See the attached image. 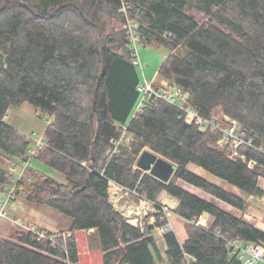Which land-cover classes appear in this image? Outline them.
I'll list each match as a JSON object with an SVG mask.
<instances>
[{
  "label": "trees",
  "instance_id": "obj_1",
  "mask_svg": "<svg viewBox=\"0 0 264 264\" xmlns=\"http://www.w3.org/2000/svg\"><path fill=\"white\" fill-rule=\"evenodd\" d=\"M124 3L143 44L170 51L158 76L182 91L186 106L207 120L238 122L252 142L240 149L246 162L219 146L220 132L188 125L182 110L161 98H149L133 119L143 77L124 30ZM24 104L51 117L36 159L66 183L32 167L20 178L10 173L34 144L6 121L11 107ZM122 126L131 141L110 159ZM146 148L176 166L168 183L137 168ZM191 164L264 198V0H0V192L17 178L16 199L57 209L72 222L67 239L44 230L55 247L25 229L0 236V264H79L75 232L92 229L102 264H159L152 232L169 220L155 215L154 225L149 216L143 227L130 224L111 201L110 183L155 206L163 193L178 200L173 213L182 227L165 234L169 264H244L228 243H264V231L221 209L218 201L244 212L248 202L193 173ZM204 214L207 227L198 224Z\"/></svg>",
  "mask_w": 264,
  "mask_h": 264
},
{
  "label": "rangeland",
  "instance_id": "obj_2",
  "mask_svg": "<svg viewBox=\"0 0 264 264\" xmlns=\"http://www.w3.org/2000/svg\"><path fill=\"white\" fill-rule=\"evenodd\" d=\"M139 59L144 68L143 72L140 68L141 75L143 80L153 83L154 78L157 79L158 84L161 82V78L158 76V71L163 64V62L168 58L170 51L166 48H155L152 46H140L139 48ZM156 87V84H155ZM161 88V87H160ZM6 121L11 126L15 127L19 130L21 134L26 136H33L35 140L32 141L33 148H35L36 140H40L42 138L43 133L45 132L49 121H51V117L47 114L42 113L40 110H36L28 104H24L20 107H11L7 113ZM32 148V149H33ZM152 152L148 148H146L143 152ZM142 154V153H141ZM155 154V153H154ZM157 155V154H156ZM13 162H11L12 164ZM10 164V165H11ZM16 166L17 174L21 171V167ZM30 167L34 168L38 172L46 174L47 176L57 180L60 183H66L65 178L58 171L46 166L43 162L38 159H33L30 163ZM189 170L193 173L211 181L212 183L225 188L228 191L236 192L240 194L243 198L248 202V207L244 212L239 210H232L233 213L241 216L243 219L247 220L252 225L258 227L259 229L264 231V198L256 199L253 197H248L246 194L241 193L238 189L229 185L227 182L213 176L206 170L196 166L189 165ZM146 173V172H145ZM148 174V173H147ZM178 184L185 190L190 193L200 196L207 201H213V197L209 194L205 193L203 190L196 188L192 185L187 184L186 182L179 181ZM259 185L264 189V179L260 180ZM118 187V186H117ZM120 190V189H119ZM117 193L116 195H111V201L113 205L119 207L121 213L127 216L130 211V205L134 203L135 205H140V197L137 198L134 192H128L127 189L117 191L115 188L113 192ZM123 196L121 201L117 203V200L121 197H118L119 194ZM5 194L0 192V201L4 197ZM125 200L126 203H123ZM219 207L226 211L230 210L229 206L223 202H218ZM125 206L123 209L121 207ZM168 207V206H167ZM150 208V206H149ZM7 217L0 218V236L10 238L16 231L26 227H34L38 229L48 230L55 234L59 235L60 232H68L71 229V219L63 214L61 211L49 207L47 205H41L37 203H32L27 201L24 197L17 198L11 205L6 209ZM171 210L170 217L166 218L175 227V230L182 227V222ZM147 217V216H146ZM150 219L152 216H150ZM14 220H18L21 226L17 225ZM209 216L204 215L199 220V225L208 226ZM129 221V219H128ZM133 221V220H132ZM140 221L142 219L140 218ZM145 222V220H144ZM160 230H163L160 228ZM174 231V229L172 228ZM172 231V232H173ZM163 232V231H162ZM75 238L77 241L78 250L80 251L81 259L79 264H102V253L99 249V241H92L91 245L89 244L90 238L87 235V232H75ZM92 246V247H91ZM263 264V263H258Z\"/></svg>",
  "mask_w": 264,
  "mask_h": 264
},
{
  "label": "built area",
  "instance_id": "obj_3",
  "mask_svg": "<svg viewBox=\"0 0 264 264\" xmlns=\"http://www.w3.org/2000/svg\"><path fill=\"white\" fill-rule=\"evenodd\" d=\"M124 13L126 15V23L124 26V30L128 34V41L130 44V52L133 60V64L137 66L139 69L141 68L142 72L144 70L141 61L139 59V48L140 46H145L142 42L143 34L139 30V23L138 20L134 17H131L129 15V8L124 3ZM139 92L141 93V100L137 106L135 115L133 116V119L136 117V115L142 110L143 107H145L146 101L155 96L158 98L163 99L164 101L168 102L171 105L178 106L182 112H183V119L188 125H196L198 126L200 131H206L207 129H211L212 131H217L221 133V139L219 140L218 144L221 147H227L229 149V155L232 160H242L243 162H246L245 156L241 155L240 149L243 145H249L252 146V142L247 143L245 140V133L241 132L239 129V124L236 120L228 117L223 116L217 117L212 120H207L201 117L195 110L192 108H189L186 106V97L182 93V91L177 87H170V85L166 82V85L159 89L155 87V84L149 83L146 80H143V83L139 86ZM28 140H35L32 136H27ZM37 143L34 145L35 148L29 151V156L27 159L20 162L21 171L17 174L16 167L11 166L10 167V173L13 175H16L17 178H20L25 172V170L30 167V163L33 159H36L38 157L37 149L44 146L46 143L43 139V136L40 140H36ZM131 141V136L128 133V126H122V135L119 140H113V148L109 151V158L111 159L119 150L120 145L125 142L129 143ZM255 162L250 161L249 167L254 168ZM17 178L14 179V185L10 189V191L4 195L2 200L0 201V218H6L7 212L6 209L9 205H11L16 200L15 195V188H16V182ZM118 186V187H117ZM114 188L117 191L125 190L124 187H121L115 183H110V194L113 193V195H116L115 191L113 192ZM120 189V190H119ZM129 193L131 191L127 190ZM135 193V192H134ZM119 194V193H118ZM136 194V193H135ZM118 197H121L117 200V203L121 201L123 196L119 194ZM140 205L139 210L135 209V205H132V208L130 207V211L128 212L127 216L123 215L129 219V222L135 226H141L144 225V218L146 216H155V215H162L163 218H168L171 215V210L163 204L156 205L146 199L140 198ZM150 206V208H149ZM155 213V215L151 214V212ZM145 216V217H144ZM140 218L142 221H140ZM133 220V221H132ZM14 222L21 226L20 222L18 220H14ZM199 224V223H198ZM206 227V226H205ZM27 231H31L32 233H35L40 239H48L50 242H52V245L55 247L57 245L56 240L54 237H48L47 232L34 228V227H26L23 228ZM172 229V226L167 224L163 228V233L167 232L168 230ZM59 236H61L64 239H67L71 237V233L64 232L61 233ZM229 246L233 248L234 252L239 255V258L242 260L244 264H258L263 263L264 264V243L258 242L254 244H248L244 245L241 241L235 239L231 240L229 243Z\"/></svg>",
  "mask_w": 264,
  "mask_h": 264
},
{
  "label": "crops",
  "instance_id": "obj_4",
  "mask_svg": "<svg viewBox=\"0 0 264 264\" xmlns=\"http://www.w3.org/2000/svg\"><path fill=\"white\" fill-rule=\"evenodd\" d=\"M152 81H154V84H158L157 79L154 78ZM165 85H166V81L163 80V79H161V82H160L159 86L160 87H162V86L164 87ZM159 202H160V204H163V205L168 206V208L170 210H173V211L177 208V206L179 204L178 200H176L173 197L169 196L167 193H163L160 196ZM218 202H220V201H218ZM123 203H126L125 200H124ZM132 205H135V204L132 203L130 205L131 208H132ZM114 207L121 212V210L119 209V207H116L115 205H114ZM124 207L125 206L121 207V209H123ZM134 207H135V209H138L139 210V206L138 205H135ZM229 208H230V210H228V212L233 213L232 210H234V208H232L231 206H229ZM151 214L155 215V213L153 212V210H152ZM233 214L236 215V216H238V217H241V216H239V215H237L235 213H233ZM206 215H208V214H206ZM155 222H156V218H155V216H153L150 219L149 225H154ZM170 225L175 230V227L173 226V224L171 222H170ZM79 232H85V230L79 231ZM86 232H87L88 237L90 238V242L97 240L96 239V236H95V230L94 229L89 230V231H86ZM60 233H63V232H60ZM152 235H153V237H154V239L156 241V246H157V248H155L153 250L154 256L156 257L157 260H159V264H169L168 261H167V259H166V252L168 250V246H167L166 241H165V233H163L162 230H160V228L156 227L153 230ZM90 242H89V244H90ZM99 249H100V247H99ZM79 256H80V259H81L80 251H79ZM102 256H103V254H102ZM79 263H80V261H79Z\"/></svg>",
  "mask_w": 264,
  "mask_h": 264
},
{
  "label": "water",
  "instance_id": "obj_5",
  "mask_svg": "<svg viewBox=\"0 0 264 264\" xmlns=\"http://www.w3.org/2000/svg\"><path fill=\"white\" fill-rule=\"evenodd\" d=\"M137 168L164 183H168L176 171V166L173 163L149 151L141 154L137 161ZM172 231L173 230L170 229L165 232V234Z\"/></svg>",
  "mask_w": 264,
  "mask_h": 264
}]
</instances>
